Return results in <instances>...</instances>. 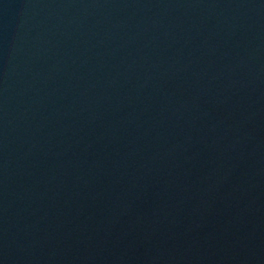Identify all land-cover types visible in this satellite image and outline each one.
Listing matches in <instances>:
<instances>
[{
	"label": "water",
	"instance_id": "obj_1",
	"mask_svg": "<svg viewBox=\"0 0 264 264\" xmlns=\"http://www.w3.org/2000/svg\"><path fill=\"white\" fill-rule=\"evenodd\" d=\"M0 264H264V0H0Z\"/></svg>",
	"mask_w": 264,
	"mask_h": 264
}]
</instances>
